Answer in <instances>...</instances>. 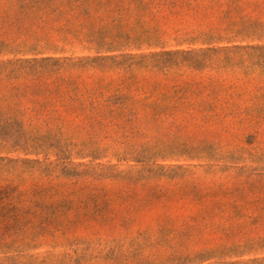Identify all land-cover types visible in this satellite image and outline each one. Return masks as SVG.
Wrapping results in <instances>:
<instances>
[{
	"label": "trees",
	"instance_id": "16d2710c",
	"mask_svg": "<svg viewBox=\"0 0 264 264\" xmlns=\"http://www.w3.org/2000/svg\"><path fill=\"white\" fill-rule=\"evenodd\" d=\"M263 15L0 0V264H264Z\"/></svg>",
	"mask_w": 264,
	"mask_h": 264
},
{
	"label": "rangeland",
	"instance_id": "374dc122",
	"mask_svg": "<svg viewBox=\"0 0 264 264\" xmlns=\"http://www.w3.org/2000/svg\"><path fill=\"white\" fill-rule=\"evenodd\" d=\"M261 21L264 23V15L262 16ZM170 45H173V42H170ZM68 49H69V47H68ZM74 51H75V56H82V55H87L88 54V52H85V51L82 50L81 46H76L74 48ZM248 136H249V134L245 135V137L243 138V145L246 148L252 147V148H255L257 151L262 152L264 146L263 145L257 146V144H254L253 139H251V137H248ZM164 165H182L187 170H189L191 173H193L196 176L201 177V178H203L207 172L213 174L212 175L213 179H216V178L220 177L221 175L222 176L226 175V174L223 175V174L219 173L218 172V169H219L218 167L217 168L215 167L214 169L210 170L209 167L207 165H205V163L199 162V161L174 162V163H166ZM121 168H124V166H122ZM230 174H231V172H230ZM212 177H210V178H212ZM41 253H43V254H48V253L73 254L70 250H67V249H64V248H62V249L59 248L56 251H52L51 249L46 248V247L41 250ZM82 254H84V253H82ZM86 254L90 255L91 253H86Z\"/></svg>",
	"mask_w": 264,
	"mask_h": 264
}]
</instances>
